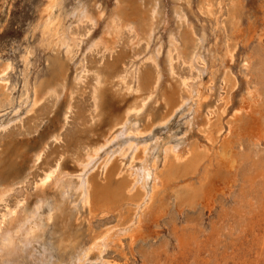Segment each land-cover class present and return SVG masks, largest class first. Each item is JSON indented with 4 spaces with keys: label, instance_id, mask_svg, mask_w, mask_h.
I'll return each instance as SVG.
<instances>
[{
    "label": "rangeland",
    "instance_id": "374dc122",
    "mask_svg": "<svg viewBox=\"0 0 264 264\" xmlns=\"http://www.w3.org/2000/svg\"><path fill=\"white\" fill-rule=\"evenodd\" d=\"M113 1L115 2V0H60V5L54 9V13L60 16L64 35L76 38L75 40L68 38L70 46L67 51L65 46L51 45L47 49L42 45L40 31L35 26L38 24L45 0H0V69L3 64H9L8 69L0 74V151L8 140L17 142L31 139L37 137L39 133H45L44 136H46L52 129L53 120L51 119L55 113L62 119L67 101L63 92L60 93L57 101L55 97H46L36 105H33L31 94L27 99L22 95L25 89L29 91L32 85L47 75L50 58L58 56L63 61L67 75L66 86L74 87L76 90L72 94L73 107L67 114L64 127L61 129L60 140L47 139L42 157L35 162V165L29 163L31 168L23 169L21 175L12 181V189L5 196L4 203L0 202V213H5L7 209H15L17 206L25 215H28L32 213L35 204H40L39 201L42 198L39 197L45 195L46 198L45 202L37 208L38 212L34 217V221L40 222V231L37 232L39 236L19 243L14 263L55 264L54 261H57L58 264H66L68 261L69 250H57L58 240L61 237V223L55 217L47 219L53 197L57 198L58 190H45L42 194L37 188L38 177L41 176L48 163L61 155L60 161L66 167L65 171L69 174L73 184L77 179L76 176L80 175L87 181L96 183L112 174L110 171L120 172L117 176L120 178L129 172L126 171L129 166H138L140 160L137 155L143 144L146 147L144 154L146 165L149 166L154 159L155 167L159 168L162 159L160 152L162 144L168 143L177 148L187 141L202 142L206 132L219 125L222 129L215 135L222 136L226 132V126L233 120L238 97L248 89H252L253 86L258 88L260 80L264 79V44L257 40V35L262 32L259 30L260 24L255 26L258 31L246 30L244 42L230 44L231 61L226 63L219 60L223 58L221 45L223 36L229 32L228 0L222 2L217 25L212 18L210 19L211 15L204 13L202 8L199 10L201 0H187L188 4L183 0L179 1L180 5H183L180 9L184 12L185 18L175 17L176 15L171 11L172 0H156L154 3L157 4L158 10L156 9L155 17L158 18L156 20L158 23L154 26L148 43L143 36L138 41L134 35L123 30L113 45L112 51L104 50L102 46L91 48L89 45L99 37L103 30L106 17L114 6ZM247 1L248 7H255L261 0ZM78 5H83L94 13L99 10L103 17L94 25L87 22H76L72 11ZM190 30L196 43L195 47L205 60L197 58L190 65L187 62L183 63L181 58H176V53L172 52L170 73L166 69V55L169 48L168 32H175L176 40H179V33L183 35ZM214 45L217 46L218 59H214V53L211 52ZM192 47L193 45H190V48ZM25 55L27 56L26 63L22 59ZM246 57L250 58L249 66L242 65ZM257 57H260V60H257ZM118 58L121 60L118 65L120 75L118 79H115L118 81L110 91L111 94L114 93L113 102L136 101L133 98L140 93L136 90V85L139 84L140 77L146 71L162 70L159 88L155 95L145 101V105L137 116L130 120L131 125L135 123L134 128L144 131L136 133L135 129H128L127 139L138 148L133 155L132 163H129L130 151L127 155H119L118 147L121 145L123 150L127 143L124 137L118 136L105 145L95 156V160L81 172L80 168L76 167L70 159L69 152L64 153L66 150L69 151L66 136L70 132L84 135L81 129L91 111L90 88L94 82V73ZM214 64L216 69L211 67ZM182 80L188 84L191 95L199 91L198 93L203 96L202 107L194 109L189 98L190 94L180 84ZM165 88L171 90L174 98L179 101L171 110L163 109L162 99L156 100ZM260 93L264 100V94L261 91ZM6 95L9 101L4 99ZM19 98H21L20 101ZM79 112H81L80 117L77 114ZM158 112H160L159 116L153 122H149L150 117ZM86 125L88 126V123ZM97 125L98 121L93 123V126ZM257 144L251 146L243 142V146L240 147V150L247 155V167L253 161L257 166L264 162V139ZM124 151L127 152V150ZM245 170L247 171V168ZM240 185L241 183H237V186L229 193L217 194L213 207L206 208L198 204L199 206L194 208L183 207L180 212H177L171 206L168 214L160 218L156 224L148 223L151 228H146L149 233L144 240L131 241L128 236L121 233L124 227L118 223L116 233L120 236V245L111 243L103 248L99 262L95 252L92 251L85 263L235 264L232 258L243 254L250 245L243 238L251 216V209L245 201L249 200L254 203L260 199L261 195V192L250 191L251 187L247 182L242 184L241 189ZM73 198L76 196L72 195L71 199ZM156 205L157 203H154L149 210L155 208ZM3 206L6 207L5 211ZM236 209L239 210L238 214H235ZM86 211V206L81 205L77 200L72 206L68 205L66 211L72 232L80 238L84 237L82 242L87 239L85 237L88 231ZM146 220L148 219H144ZM115 224L117 221L114 215L105 214L102 217L93 218L91 226L92 229L99 230ZM206 229L209 234L206 233ZM192 239L195 243H192ZM178 240L185 242L184 247ZM256 264H264V258Z\"/></svg>",
    "mask_w": 264,
    "mask_h": 264
},
{
    "label": "bare ground",
    "instance_id": "6f19581e",
    "mask_svg": "<svg viewBox=\"0 0 264 264\" xmlns=\"http://www.w3.org/2000/svg\"><path fill=\"white\" fill-rule=\"evenodd\" d=\"M172 1L171 11L176 15L175 17L185 18L184 12L180 9V6L183 5H180L179 1L182 0ZM183 1L188 4L187 0ZM224 1L226 0H201L199 10L202 8L204 13L211 15L210 19L212 18L217 25L218 14L221 13L222 2ZM154 2L156 0H115L112 10L106 17L101 34L89 46L91 48L102 46L104 50L112 51L113 45L123 30L134 35L138 41L143 36L148 43L154 26L158 23V21L156 22L158 18L155 17L158 9ZM247 2V0H228L229 32L223 36L221 42L223 58H219V60L222 62L231 61L230 44L235 45L238 42H244L247 29L254 32L258 31L255 27L256 24H260L259 30H262L257 35V40L264 44V0H261L259 5L255 7H248ZM59 5L60 0H45L35 28L39 29L41 42L45 48L48 49L51 45L65 46L68 51L69 37L64 35L59 14L54 13V9ZM72 15L76 22H87L90 25L96 24L103 17L101 11L98 10L94 13L83 5L75 7ZM175 34L173 31L168 32L169 48L166 55L168 72L171 73L172 71V52L176 53V58H181L183 63L187 62L190 65L197 58L205 60L195 47L196 43L191 30L183 33V35L177 33L180 42L178 39L176 40ZM69 39L75 40L76 38L73 36ZM190 45L193 47L190 48ZM216 47L214 45L211 51L214 53V59H218ZM212 57L211 59H213ZM22 59L24 63L27 62L26 55ZM257 60H260V57H257ZM120 62L121 60L118 58L105 65L104 68L95 71L94 82L90 88L91 111L88 114V121H84L81 129L84 135L78 132H70L66 136L69 151L66 150L64 153L69 152L70 159L76 167L80 168L81 172L95 160V156L105 145L118 136L124 137V141L127 143L123 150L121 145L118 147V153L119 155H127L130 151L129 163H132L133 155L138 149L137 145H133L127 139L128 129H135L134 132L136 133L144 131L134 128L135 123L131 125L130 120L134 119L132 117H136L138 112L142 110L145 101L155 95L159 88L162 70L146 71L142 74L139 84L136 85V90H139L140 93L133 98L136 101L113 102L114 93L111 94L110 91L118 81L115 79H118L120 75L118 72ZM249 64L250 58L246 57L242 65L249 66ZM8 67V63L3 64L0 74H3ZM48 67L47 75L32 85L29 91L25 89L22 95L27 99L28 95L31 94L33 105H36L46 97H55L57 101L60 93L63 92L67 101L62 119L55 113L51 119L53 120L52 129L46 136H44L45 133H39L37 137L17 142L8 140L3 145L0 151V202H3L5 196L9 194L12 189V181L21 175L23 169L31 168L29 163L35 165V162L42 157L46 149L47 139L60 140L61 129L64 127L67 114L73 107L71 99L76 90L74 87L66 86L67 75L63 61L58 56L52 57ZM211 67L216 69L215 64ZM180 84L190 94L189 98L194 109L197 110L202 107L203 96L198 93L199 91L191 95L185 80H182ZM260 85L259 89L253 86L252 89H248L238 97L235 113L233 112V120L226 126V132L222 136L215 135L222 129V126L219 125L206 132L202 142L187 141L183 146L177 148L168 143L162 144L160 147L162 159L159 168L155 167L154 159L149 166L146 165L144 157L146 147L143 144H141L137 155L140 160L138 166H129L126 170L129 172L120 178H117L120 172L110 171L112 174L96 183H91L80 175L76 176L77 179L73 184L69 174L65 171L66 167L60 161L61 155L48 163L36 183L42 194L45 193V190H58L57 198L52 195L53 202L49 208V215L47 213V219L55 217L61 223V237L58 240L57 250H69L70 255L66 264H86L85 262L92 251L95 252L99 262L103 248L111 243L120 245V236L116 233L118 223L124 227L121 233L128 236L131 241L144 240L149 233L146 231V228L149 227L148 223L156 224L160 218L168 214L171 206L177 212H180L183 207L194 208L198 204L206 208L213 207L217 194L229 193L232 188L237 186V183H241L239 187L241 189L242 184L246 182L251 187L250 191L261 192V195L260 199L254 203L249 200L245 201L251 209V216L245 231L246 235L244 232L243 238L250 245L243 254L232 259L235 264H256L264 258V162L257 166L253 161L247 167V155L240 150L243 142L255 146L257 142L264 139V100L260 93L261 91L264 94V79L260 80ZM4 99L9 101L7 95ZM161 99L163 109L166 110H171L179 103L174 98L172 91L166 88L162 89L156 100ZM77 114L79 116L81 112ZM159 114L160 112L151 116L149 122H153ZM91 121L93 123L98 121V125L93 126ZM104 160L107 161V159ZM245 173L247 174L245 175ZM72 195H75L76 198L71 199ZM39 198H42L39 201L40 204L33 205L32 213L28 215H25L17 206L15 209H7V211H5L6 207L3 206L5 213H0V264H19L18 262L14 263L19 243L30 241L39 236L37 232L40 231V222L34 221V217L37 215V208L46 199L45 195ZM75 200L81 205H85L87 209L85 217L88 221V231L85 236L87 239L84 242H82L84 237L80 238L72 232L66 213L68 205L72 206ZM18 203L20 204V202ZM18 203L16 202V204ZM154 203H157L156 207L149 210ZM253 205H255L254 208ZM239 210L236 209L235 214H238ZM105 214H113L117 224L105 226L99 230L92 229L93 218L102 217ZM146 218L148 220L144 221ZM181 237L183 238V236ZM185 237L187 236L185 235ZM188 240L191 242L190 239ZM178 242L184 247L185 242L182 240H178ZM54 262L58 264L57 261Z\"/></svg>",
    "mask_w": 264,
    "mask_h": 264
}]
</instances>
